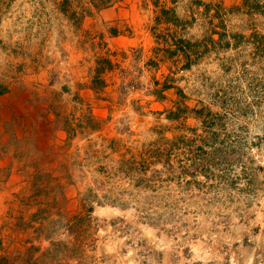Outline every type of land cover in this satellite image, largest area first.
<instances>
[{"label": "rangeland", "instance_id": "1", "mask_svg": "<svg viewBox=\"0 0 264 264\" xmlns=\"http://www.w3.org/2000/svg\"><path fill=\"white\" fill-rule=\"evenodd\" d=\"M0 201V264H264V0H0Z\"/></svg>", "mask_w": 264, "mask_h": 264}, {"label": "bare ground", "instance_id": "2", "mask_svg": "<svg viewBox=\"0 0 264 264\" xmlns=\"http://www.w3.org/2000/svg\"><path fill=\"white\" fill-rule=\"evenodd\" d=\"M9 154V153H8ZM10 156V155H9ZM14 161V160H13ZM11 164V163H10ZM11 166V165H10ZM2 168V167H1ZM11 171V170H10ZM13 171V170H12ZM17 171V170H16ZM21 172V171H20ZM15 185V184H14ZM14 190V188H12ZM17 189V188H16ZM5 191V190H4ZM3 191V192H4ZM10 193V192H9ZM6 195V194H5ZM3 201V200H2ZM4 203V202H3ZM10 206V205H9ZM0 209L3 210V209H6L4 208V206L2 205V202L0 201ZM4 211V210H3ZM113 210L112 209H109V208H101L100 209V213H102L103 215H107V214H110ZM1 212V211H0ZM5 212V211H4ZM8 212V211H7ZM3 217V215H1ZM6 216V215H4ZM6 218V217H5ZM4 219V218H3ZM4 228V227H3ZM5 234V233H4Z\"/></svg>", "mask_w": 264, "mask_h": 264}]
</instances>
